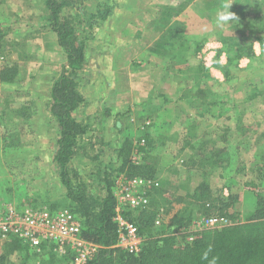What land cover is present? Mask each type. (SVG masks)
Here are the masks:
<instances>
[{
	"label": "rangeland",
	"instance_id": "374dc122",
	"mask_svg": "<svg viewBox=\"0 0 264 264\" xmlns=\"http://www.w3.org/2000/svg\"><path fill=\"white\" fill-rule=\"evenodd\" d=\"M146 1L148 0H144V2ZM72 2V5L64 11V14H72L71 18L74 19L76 15H80L78 17L82 19L81 28H85L87 34H82L80 27L79 31L83 37L90 35L87 40L89 41V50L92 51L97 47L98 42L103 41L101 47H106L107 53L111 54L112 49L107 48L105 44L110 41L113 42L114 38L108 39V36L112 35H106V33L112 29V25H115L116 18L111 17L106 22L105 20L110 17L108 12L114 10L115 4L116 7L119 6L117 9L124 11L122 16L126 18L127 22L129 16L127 2L124 0H72ZM226 2H231L232 5L236 4L233 0H220L221 5ZM5 3L6 9H3L2 13L9 10L14 16L19 17L18 21L20 23L25 22L23 27H27L24 31H19L22 25L10 24L15 30L13 31L11 27L1 25L3 35L0 38V51L7 61L8 69L15 67L19 71L18 74L21 77L24 76L27 80L39 75L40 80H37L36 83L39 82L42 87L43 85L45 87L51 86L62 70V62L65 56L57 41L55 44L56 36L53 31L49 32L46 28L48 24L45 20L44 0H5ZM136 3L138 5L141 1L136 0ZM235 9H238L240 13L244 9L264 13V0H260L256 3V6L253 5L252 7H248V4H239L235 6ZM136 11L139 13L140 8H137ZM100 13L105 16V19L102 16L98 17V15H101ZM168 13L169 11L165 12V16L170 19V14H174V12ZM91 14L94 18L90 17ZM5 15L10 17L8 13ZM41 16H43L42 20L44 19L43 22L46 25L39 30L38 26L43 23L40 20ZM252 20L254 19L251 18L246 22L238 18L236 22H233L238 29L232 35L243 33L242 29L247 31L249 21ZM261 25L262 28L257 29L254 33L263 38L264 20ZM48 28L50 29L49 26ZM36 30L40 32L38 33ZM232 31H228L227 37H232L230 34ZM91 32L100 34V38L96 40L95 36L90 34ZM105 36H107L106 40L102 39ZM114 41L116 40L114 39ZM39 43H41V50L45 51L37 49ZM139 44L141 45V42ZM257 45L256 43V50L252 51L259 54L260 49H257ZM142 49L144 48L139 49L137 47L135 49L137 54L130 57V60L134 62L132 63L133 69H137V73H134L137 75L135 80L136 93H145L147 87L142 75L145 66L139 62V60L144 62L143 59H139L141 58L139 54ZM95 51L90 55V59L93 61L95 58L91 56ZM173 52L176 53L175 50ZM184 52L187 53V51ZM208 52L209 50H206L207 54ZM262 53L264 56V47H262L259 57H262ZM241 58H237L236 64ZM15 60L38 63L41 70L38 72V70H33L30 65H23V63L16 64L17 68L16 65H12ZM257 64L248 74L244 72L241 74V66L234 64L230 67L228 75L229 81L232 80V82H224L225 85H218L217 92L225 93V91H229V93H233L229 105H226L230 106L231 110L228 107L230 111L225 114L223 110H219L223 109V104H218L213 106V114H200L201 118L205 119L204 117H206L200 123V128L205 130L203 137L188 130L191 129L188 127L190 115L188 117L183 112L184 108H181L182 112L177 110L176 114L171 112V114L166 115V118L171 119L175 125L167 132L169 133L167 136L164 126L160 124L161 129L156 128L154 131L150 128L140 127L141 120H143V126L147 125L145 121H149L148 124H151V126L155 125L153 115L146 112V108L149 106L146 107L145 103L141 101H138L136 105L129 109L126 106L120 110V113L124 112L122 116L117 113L113 117L109 115L105 118L100 117V112L94 113L95 109L92 110L91 103L87 108V115L91 117L88 122H92L90 128L94 131L90 143L93 150H90V147L83 143L77 149V152L80 155L84 151L85 155L77 156L71 160L72 167L77 171L79 179L86 184L87 191L94 194L101 193L100 187L104 182L100 181L99 174L96 171L100 166L102 168L108 166V170L119 167L120 162L115 149L118 150L119 145L125 139L131 138L137 148L138 139L147 136L151 139L150 147H146V150L143 151L134 152L131 157L137 161H143L144 159L150 161L156 169L155 177L145 188L139 189V187H136L132 191V195L133 197H144L146 199L145 206H149L148 208L156 214L155 224H163L168 233L171 234L170 237H173L171 253L177 254L182 250L185 251L196 241L211 247L215 242H218L217 240L221 235L224 236L223 239L227 237L228 239L233 237L251 239L255 234H264V97L261 100L254 98L251 102L244 101V96L247 93H264V62ZM106 65L104 67L97 66L94 72L103 74L106 67L107 80H104L105 78L101 82L99 78L97 81L85 80V82H82V84L84 83L82 85L83 90L85 88L88 93L113 92L115 76L113 77L110 72L115 66L113 67L112 63ZM176 66L170 68L177 76L179 73L174 70L180 68H178L179 65ZM95 76L93 75V77ZM190 76L188 75L185 80L191 79ZM24 80L20 83L21 85ZM177 80V77L174 80L172 79V82L166 87L168 92L164 93L176 95L180 91L181 84ZM248 83L251 84L247 85ZM46 96H44L41 110L35 118L37 123L34 124L38 129L28 128L25 132L29 135L18 142L17 150H15V145L13 149L9 148V152L6 153L8 159H13L16 155L18 156L16 159L22 158L21 156L31 158L35 154V161L20 164L18 160L7 162L2 157V161L5 162L4 169L12 171L13 168L21 166L26 171H24L25 175L22 176L24 180L22 181V178L17 185L10 186V181L0 185V190L7 187L12 192L8 196L0 194V199H7V201H10L8 203H14L16 208L23 207L21 204L25 202L27 206L44 207L48 210H63L68 207L65 189L59 184L57 168L52 161L58 130L56 122L49 111L50 93ZM77 116L79 117L80 114ZM97 120L103 121L104 124L99 131L92 128ZM207 120L212 121L206 124ZM19 133H22V131ZM11 150L12 152L15 150L14 156ZM94 155H99L98 159L93 160ZM0 170H2L1 167ZM121 173L119 171L115 172L118 187L114 188H117V190H121L125 186L124 177ZM37 175L39 181L35 180L37 184H34L35 191L32 194L29 191V184L32 186L31 176ZM18 197L21 198V204L17 203ZM139 212L133 211V215L138 216L137 213ZM179 219H183V223H187V225L182 227L176 223ZM165 234L167 235L166 232ZM6 239H9V242ZM46 243L51 245L47 241ZM47 244H45L46 247ZM12 245L11 237L5 238L0 234V264H70L71 262V259L65 260L64 256L59 255V253L53 256L46 249L33 252L25 242H22L20 249L19 247L10 249Z\"/></svg>",
	"mask_w": 264,
	"mask_h": 264
},
{
	"label": "crops",
	"instance_id": "0c3cea01",
	"mask_svg": "<svg viewBox=\"0 0 264 264\" xmlns=\"http://www.w3.org/2000/svg\"><path fill=\"white\" fill-rule=\"evenodd\" d=\"M124 1L127 2L129 7L127 22L126 18L122 16L124 11L117 9L119 6L116 7L115 4L114 10L112 9L108 12L110 17L107 16L108 18L106 17L107 19L105 20L106 22L111 17H113V19L116 18L115 25H112V29L106 33V35H112L108 36V39L114 38L116 40L114 41L113 39V42L110 41L105 44L107 48L112 49L110 52L111 54L107 53L106 47H101L103 41L98 42L97 47L92 51L89 50V41H86L84 48L85 63L76 78L78 90L83 96L84 101L82 105L74 111V116L76 119L85 123L88 130L80 139L79 144L88 141L92 142L91 139L94 131L90 128V123L92 122H88L91 117L87 115V108L91 103L92 110L95 109L94 113L100 112V117L105 118L109 115L113 117L117 113H120L119 111L124 107L128 106L126 108L129 109L133 107V105H136L138 101H141L145 103L146 107L149 106L146 108V112L153 115L155 125L151 126V124H148L149 121H145L147 125L143 126V120H141L142 122L139 124L140 127L144 129L150 128V130L154 131L156 128H160V124L164 126L167 136L169 135L167 132L170 131V128L175 127V125L171 119L169 120L166 118V115L171 114V112L176 114L177 110L182 112L183 110H181V108H184L183 112H185L188 117L190 115L188 127L191 129L188 130L192 133H197L198 136L204 135L205 130L200 128V123H202L206 117L203 119L200 117V114H213V106H217L218 104H223V109L219 110H223L225 114L231 110V107L226 105H229L233 93H229V91L218 93L217 86L232 82V80L229 81L228 75V71L232 65L241 66V74L243 72L248 74L254 66L258 65L257 63L262 64L264 62L263 53L261 55L262 57H259L262 52V47H264V37L255 38L251 43L252 50H256V43L259 45H257V49H260L259 54L256 53V51L255 53L252 51L254 56L250 58L242 56L238 64H236L237 60H228L227 53L224 52L223 49L222 37H227L228 31L231 30H233L230 33L231 36H237V34H232H234V31H237L238 27L233 22L230 26L225 28L216 26V15L219 11L223 10V5L220 4V0H148L146 2L140 0L141 3L138 5L136 0ZM233 2H236V4H231L229 11L233 12L235 16L239 18L240 11L235 9L236 5L248 4V7H252L253 5L256 6V3L260 2V0H233ZM5 7V0H0V13H2L3 9H6ZM137 8H140L139 13L136 11ZM167 11H169L168 14L174 12V14H170V19L165 16V12ZM243 11L245 16L242 20L246 22L251 18L255 19V17H260L264 20V13H257L255 10L252 12V10L249 9H244ZM6 13H8L12 19L7 17L5 15ZM42 17L43 16L40 17V20H42ZM18 18V16H14L9 10L0 15V38H2L3 35L1 25L11 27L10 24L17 23L18 25H22L19 31H24L27 28L26 26L23 27L25 22L20 23ZM103 18L105 19V16ZM46 23H41V25L38 26L39 30L42 29L43 26L45 27ZM46 28L51 32L47 25ZM11 30L15 31L12 27ZM37 30L36 32L39 33L40 31ZM90 34L94 35L96 40L100 38V34L94 32ZM106 37L107 36L102 39L106 40ZM140 42L141 45L139 44ZM40 45L41 43L38 44L37 49H39V51H45L41 50ZM137 47L139 49L144 48L139 54L141 56L139 59H143L144 62L140 60L139 62L145 66V70L142 73L143 81L145 86H147L145 93L135 92V80L137 75L134 73H137V69H133L132 63L134 62L130 60V57L131 55L137 54L135 50ZM173 50H175L176 53H174ZM183 50L187 51V53ZM206 50H209L208 54ZM94 51L95 53L91 56L95 58L93 61L90 59V55ZM6 62L4 55H2L0 51V167L2 168V170H0V185L10 181V186H14L17 185L23 178L22 176L25 175V169H22L21 166L13 168L14 170L12 171L6 170V168L4 169L3 166L5 162L2 161V157L7 162L18 160L20 164L35 161V154H33L31 158H24V156H21L22 158L16 159V157H18L16 155L13 159H8L6 153L9 148L13 149L15 145V150H17L16 147L18 142L29 135V133L26 134L25 132L28 128L34 130L38 129L34 124L37 123L35 118L41 110V103L43 99H45L44 96L51 93V86H49L50 88L44 85L42 87L39 82L36 83L37 80H40L38 77L39 75L28 80L25 79L24 76L21 77L18 74L19 71L15 67L8 69ZM13 63L12 65L14 66L20 63H23V65L28 64L33 70H38V72L41 70L39 69L38 63L32 61L15 60ZM64 63L65 59L62 65ZM111 63L113 67L115 66L110 72L113 77L115 76V80H113L114 90L112 93H88L85 88L83 90L82 85L84 83L82 84V82H85V80L97 81L98 78L100 82L104 78V80H107L108 77L105 74L107 73L106 67L103 70V74H98L99 72L95 73L94 70L97 66L104 67L106 64L111 65ZM176 65H179L178 68H180L179 70H174L179 73L177 76L176 74L174 75L173 70L170 68L171 66L177 67ZM93 75L96 76L93 77ZM188 75H191L190 77L192 78L185 80ZM175 77H177V81L181 83L180 91L177 92L176 95H173V93H164L168 92L166 87ZM22 80L24 81L21 85L20 83ZM250 84L251 83H248L247 85ZM244 97L245 102H251L254 98L261 100L264 97V93H247ZM228 107L230 110H228ZM79 114L80 116L78 117L77 115ZM123 114L124 112H121L119 115L122 116ZM147 116L149 117V115ZM211 121L212 120H207L206 124H209ZM102 122L101 120H97L95 124L92 125V128H96L98 131L101 130L103 127L102 125H104ZM96 126L100 127L97 128ZM20 131H22V133H19ZM14 151L12 152L11 150V153L13 154ZM31 178L32 186H30L29 182L28 184L29 191L33 194L35 191L34 184H37L35 180L39 181V176H31ZM23 180L24 178L22 181ZM0 194L8 196L12 194V192L9 188L4 187L0 190ZM20 200L21 198L18 197V204L22 203ZM6 202L10 201H7V199H0V204ZM21 205L25 207L27 203L25 202ZM6 240L9 242V239Z\"/></svg>",
	"mask_w": 264,
	"mask_h": 264
},
{
	"label": "trees",
	"instance_id": "16d2710c",
	"mask_svg": "<svg viewBox=\"0 0 264 264\" xmlns=\"http://www.w3.org/2000/svg\"><path fill=\"white\" fill-rule=\"evenodd\" d=\"M72 3V0H44L45 20H47L51 32L53 31L55 34L57 44L65 56L62 70L50 88L49 110L58 130L52 161L57 168L59 182L65 189L69 207L67 209L80 222V237L99 246L89 264H264L263 233L255 234L251 239L246 237L223 239L224 236L221 235L218 242H215L211 247L196 241L185 251L182 250L177 254L171 253L173 237H170L171 234L163 224H155L156 214L148 208L149 206L128 208L123 213L124 217L137 227V232L141 237L139 252L132 253L117 247L119 226L114 219L117 213L115 210L117 199L113 190L117 185L115 172H122L121 174L126 178L137 176L152 180L156 173L154 165L147 159L137 161L131 157L134 152L150 147L151 139L147 136L139 138L137 148L131 138L125 139L119 145L118 150L115 149L120 162L119 167L108 170V166L103 168L100 166L96 171L100 181L104 182L100 187L101 193L94 194L87 191L86 184L79 179L77 171L71 165V160L76 156L85 155L84 151L79 155L77 149L82 146L79 142L88 128L85 123L76 119L74 111L84 101L78 90L76 78L85 63L84 48L90 35L84 37L81 35V33L87 32L85 28H81L80 15H76L79 17L75 16L74 19L71 18L72 14H64V11ZM100 14L99 18L102 16V13ZM244 16L243 11L240 13L239 19L242 20ZM90 17L94 18L92 14ZM262 21V18L255 17L254 20L249 21L247 31L242 29L243 33L237 34V36L222 37L223 49L227 53L228 60L253 56L251 43L255 38H260L254 32L260 27L262 28ZM90 143L88 141L84 145L87 144L90 150H93ZM98 156L94 155L93 160L98 159ZM133 211H140L137 213L139 215L134 216ZM183 221V219H179L176 223L185 227L187 223H183ZM9 237L13 241L10 249L17 247L20 249L21 240L12 235ZM46 250L53 256L58 254L53 251V247ZM206 252L208 253L207 258L204 255ZM62 256L65 260L71 259L70 253L62 254Z\"/></svg>",
	"mask_w": 264,
	"mask_h": 264
},
{
	"label": "built area",
	"instance_id": "2783aa9c",
	"mask_svg": "<svg viewBox=\"0 0 264 264\" xmlns=\"http://www.w3.org/2000/svg\"><path fill=\"white\" fill-rule=\"evenodd\" d=\"M123 182L125 186L121 190L113 189L117 199L115 208L117 213L114 219L119 226V240L116 245L129 252L138 253L141 237L136 225L125 218L123 213L128 208H141L146 205V199L140 196L133 197L132 191L136 187L145 188L152 180L124 177ZM77 219L68 209L48 210L44 207L30 206L16 208L14 203L0 204L2 237L15 236L25 242L33 252L53 246V251L59 255L67 252L71 254L70 264H89L99 246L80 237V222Z\"/></svg>",
	"mask_w": 264,
	"mask_h": 264
},
{
	"label": "clouds",
	"instance_id": "9594fccd",
	"mask_svg": "<svg viewBox=\"0 0 264 264\" xmlns=\"http://www.w3.org/2000/svg\"><path fill=\"white\" fill-rule=\"evenodd\" d=\"M230 7H231V2H226L223 5V10L217 13L215 18V23L217 27L225 28L227 26H230L232 22H236L238 20L235 14L229 11ZM204 255L205 258H207L208 253L206 252Z\"/></svg>",
	"mask_w": 264,
	"mask_h": 264
}]
</instances>
